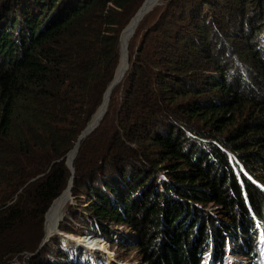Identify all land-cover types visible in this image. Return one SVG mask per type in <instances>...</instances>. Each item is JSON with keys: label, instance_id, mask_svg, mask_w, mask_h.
Returning <instances> with one entry per match:
<instances>
[{"label": "trees", "instance_id": "trees-1", "mask_svg": "<svg viewBox=\"0 0 264 264\" xmlns=\"http://www.w3.org/2000/svg\"><path fill=\"white\" fill-rule=\"evenodd\" d=\"M137 1L0 0V264L68 257L59 239L39 247L44 215ZM167 1L80 142L59 230L129 227L145 264H202L211 246L216 263L233 246L264 264V0Z\"/></svg>", "mask_w": 264, "mask_h": 264}, {"label": "rangeland", "instance_id": "rangeland-1", "mask_svg": "<svg viewBox=\"0 0 264 264\" xmlns=\"http://www.w3.org/2000/svg\"><path fill=\"white\" fill-rule=\"evenodd\" d=\"M167 2H168L167 0H157L154 7L149 12H147V14H146L147 20L146 21L150 22L152 19H154L159 14V12L165 7ZM139 3L140 2H138V1L135 2L134 3L135 7H137ZM141 5H142V3H141ZM141 5H139L138 7H140ZM138 7H137V10L139 9ZM139 39H140V34L133 36L132 41L134 42V46H137L140 43ZM232 160H233V158H232ZM69 196H70L69 200L71 201L72 200L71 195H69ZM215 208H216V206L209 205L207 207V210L209 212H211V211H215ZM50 211H48V212H50ZM47 215H46V217H47ZM60 221H59V223H60ZM45 222H46V219H45ZM59 223L57 224L54 232L49 231L48 223H47V234H46V231H44V234L47 237L46 243L51 242V240H56V239L60 240L61 247L63 248L64 252L67 253V255H68V257H58V260H60L62 262V264H76L80 259L79 257H81V261L84 264H109V263L110 264H145V262H143L141 257L138 255L136 248H133V247L128 245L130 243L131 244L134 243L135 238H136L135 232H133L129 227L117 226V225H114V227H111V229H112L111 234L113 235L112 236L113 240H108L107 238L102 237V236L90 237V240L91 239L102 240L104 250L101 249V252L99 255H98V251H97V253L96 252L94 253V256H92V258L95 261H93L92 258H89L90 261H88L84 255V251H83L84 246H85V243L83 242V238L87 239V241H88L89 238H87V236H86L88 234H85V236H83L84 234L83 235H75V236L70 235V234H65L64 232L59 230ZM44 228L46 229V225H44ZM59 232H61V233H59ZM45 235H44V238H45ZM262 236H264V232H261L260 238H258L257 247L259 249H261V253L264 255V238ZM66 239L68 241H66ZM69 239L71 241H69ZM128 246H129V248H127ZM88 249L91 250V248H87V250ZM228 249H229L228 255L224 259H222L216 263L213 260V257L215 255L214 254V248H213V246H211L209 251L207 253H205L202 264H254V261L252 260L253 257L251 258L250 256H247L244 253H241L242 251L241 252L237 251V249L233 246L232 247L230 246ZM57 250H59V248H57ZM75 250H77L76 253H75ZM71 255H72V257L74 256L73 258L76 257L77 259L74 261L71 260V259H73L71 257ZM56 256H53V258L56 259L57 258ZM96 256H100V258H97ZM83 257H85V259ZM95 257H96V259H95ZM260 260H261V258H260Z\"/></svg>", "mask_w": 264, "mask_h": 264}, {"label": "water", "instance_id": "water-1", "mask_svg": "<svg viewBox=\"0 0 264 264\" xmlns=\"http://www.w3.org/2000/svg\"><path fill=\"white\" fill-rule=\"evenodd\" d=\"M149 6V0H143L142 5L139 7V9L136 11V13L133 15V17L129 20L130 22L128 23V25L121 31L120 36H119V41L120 44H122L121 41V36L125 33L130 31V33L128 34V37H130L133 32L135 31V28L137 27L138 23L140 22L141 18L147 14V12H149L152 7H148ZM120 60V58H119ZM124 60H125V64L121 65V60L116 68L115 74L112 78V81L110 82V85L108 86V88L106 89L103 98H102V103L99 106V108L96 110L97 112L93 114L91 121L88 123V125L82 130V132L80 133V135L77 137V141L74 144L73 148L66 154V160H67V166L70 170V176H69V181L67 184V187L62 191V193L60 195H58L57 197H55V200L52 202V204L50 205L49 209L47 210V212L50 210V208L55 204V202L57 201V198L60 197L64 192L69 191L72 188V183H73V173H74V166H73V162H74V157L76 156V152L79 148L80 142L82 141L83 138H85L88 134H90L92 132V130L99 124V122L101 121V118L103 117V115L105 114L107 107H108V103H109V98H110V94L112 92V90L114 89V87L119 84L121 82V79L123 78L127 68H128V56L125 54L124 56ZM70 193V192H69ZM46 212V213H47ZM45 213V215H46ZM44 215V218H45ZM44 225H45V221H44ZM61 233V232H59ZM44 235L42 237V241L39 247H41L43 244H45L47 242L46 239H44Z\"/></svg>", "mask_w": 264, "mask_h": 264}, {"label": "bare ground", "instance_id": "bare-ground-1", "mask_svg": "<svg viewBox=\"0 0 264 264\" xmlns=\"http://www.w3.org/2000/svg\"><path fill=\"white\" fill-rule=\"evenodd\" d=\"M156 0H149V6L148 7H154V5L156 4ZM130 33V31L128 32H125L122 36H121V41H122V44H120V60H121V65H124L125 64V60H124V56L125 54L128 56V47H129V39L130 37L133 35H131L130 37H128V34ZM134 33V32H133ZM97 112V111H96ZM95 112V113H96ZM70 190L69 191H66L63 193V195H61L58 200L55 202V207L52 208V211L51 213L49 214L48 216V221L46 219V215H45V219L48 223V229L50 232H54L55 231V228L57 226V224L59 223V221L61 220L62 218V215H63V208L65 206V204L69 201V195H70ZM51 209V208H50ZM45 225H46V222H45ZM44 231H45V228H44ZM46 235H45V238L46 239ZM66 241H68L66 239ZM69 241H71L69 239ZM80 241V240H79ZM83 242L85 243V246H84V255L86 257V259L88 261L89 258H92V256H94V253L98 251V255L100 254L101 252V249L104 250V247H103V242L102 240H92V241H86L84 238H83ZM101 242V243H100ZM87 248H91V250H87ZM93 250V251H92ZM77 250H75V253H76ZM92 251V252H91ZM74 253V254H75ZM73 255V254H72ZM71 255V257H72ZM97 258H100V256H96ZM95 257V259H96ZM73 258V257H72ZM77 258H73L71 260H76ZM93 260V258H92ZM95 261V260H93ZM110 264V263H109Z\"/></svg>", "mask_w": 264, "mask_h": 264}, {"label": "built area", "instance_id": "built-area-1", "mask_svg": "<svg viewBox=\"0 0 264 264\" xmlns=\"http://www.w3.org/2000/svg\"><path fill=\"white\" fill-rule=\"evenodd\" d=\"M86 234H88V233H86ZM83 236H85V234H84ZM86 236H87V238H89L88 241H92V240H93V239L90 240V237H92L91 234H88V235H86ZM85 240L87 241V239H85ZM83 258L85 259V257H83Z\"/></svg>", "mask_w": 264, "mask_h": 264}, {"label": "crops", "instance_id": "crops-1", "mask_svg": "<svg viewBox=\"0 0 264 264\" xmlns=\"http://www.w3.org/2000/svg\"><path fill=\"white\" fill-rule=\"evenodd\" d=\"M157 1V0H156Z\"/></svg>", "mask_w": 264, "mask_h": 264}]
</instances>
